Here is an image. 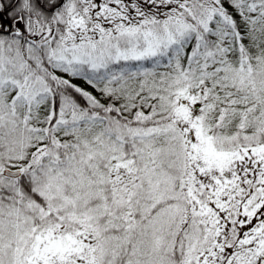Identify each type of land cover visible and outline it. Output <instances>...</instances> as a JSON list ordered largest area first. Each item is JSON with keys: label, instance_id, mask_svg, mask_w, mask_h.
Instances as JSON below:
<instances>
[{"label": "snow or ice", "instance_id": "1", "mask_svg": "<svg viewBox=\"0 0 264 264\" xmlns=\"http://www.w3.org/2000/svg\"><path fill=\"white\" fill-rule=\"evenodd\" d=\"M0 264H264V0H0Z\"/></svg>", "mask_w": 264, "mask_h": 264}]
</instances>
